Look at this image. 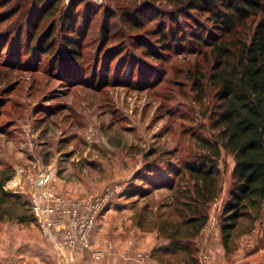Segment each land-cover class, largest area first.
<instances>
[{
    "label": "trees",
    "instance_id": "1",
    "mask_svg": "<svg viewBox=\"0 0 264 264\" xmlns=\"http://www.w3.org/2000/svg\"><path fill=\"white\" fill-rule=\"evenodd\" d=\"M13 1L0 0V83L9 82L2 90L7 93L19 86L10 81L8 73L28 66L22 62L24 54L35 59L51 57L52 67L64 81L88 83L94 88L101 83H128L136 69V83L144 79L153 84L156 76L144 73V63L127 47L155 62L173 53H197L204 59L203 64L197 60L195 71L188 72L187 84L192 83L189 94L201 105L200 115L208 119L211 137L193 132V148L185 155L189 157L176 159L180 167L169 161L161 166L171 152L147 153L145 159L155 160L144 165L136 180L169 191L152 220L158 238L168 241L153 250L158 264H172L174 257L182 264H200L196 240L225 188L219 224L223 247L231 252L237 232L246 233L254 227L264 209V0H164L161 15L165 20L154 23L153 17L146 18L144 8L123 7L117 13L107 8L101 14L99 46L90 65L85 55L91 46L86 39L93 5L71 0L64 9L62 0H24L25 5ZM247 26L253 31L243 36L241 30ZM203 65L208 66V73ZM128 67L130 72L125 74ZM151 67L149 71L158 72L156 66ZM3 96L0 116L6 102ZM62 111L59 108L53 114ZM2 129L0 125V133ZM224 155L234 160L229 181L220 169ZM12 178L13 173L0 170V223H34L31 203L5 189ZM146 192L141 197H146ZM139 218H143L141 214ZM261 251L264 236L250 256Z\"/></svg>",
    "mask_w": 264,
    "mask_h": 264
},
{
    "label": "rangeland",
    "instance_id": "2",
    "mask_svg": "<svg viewBox=\"0 0 264 264\" xmlns=\"http://www.w3.org/2000/svg\"><path fill=\"white\" fill-rule=\"evenodd\" d=\"M81 1L94 8L88 17L92 25L86 39V43L91 45L85 55L87 65L94 61L100 26H103L101 14L107 8L116 12L123 7L137 6L146 9V18L153 17V23L158 19L165 20L161 15L166 6L164 0ZM14 3L25 5L24 0H15ZM69 4L68 0H62L64 9ZM250 28H243L242 35L251 34L253 30ZM62 45L59 43L61 48ZM200 48V52H204L205 48ZM127 50L138 54L137 59L144 63L141 69L144 73L150 75L151 72V78L156 76L152 85L144 79L136 83L139 80L137 69L135 77L130 79L132 82L101 83L95 88L88 83L76 85V81L67 82L59 77L52 67L51 57L35 59L28 54L21 58L22 62L28 63L26 68L14 69L13 74L7 72L10 81L19 86L7 93L2 90L9 82L0 83V95H4L6 101L2 111L4 115L0 116L3 127L0 133V170L13 173L5 189L13 192V186L20 178L24 182L28 172L37 175L40 168L52 169L58 176V189L67 193L69 198H98L101 205L104 204L103 218L99 219L91 234L92 248L76 247L78 250L71 259L69 249L56 241L62 247L58 248L43 238L41 227L36 222L0 223V264H158L153 257L155 248L150 249V242L154 239L149 235L156 234L157 247L168 244V241L158 238L152 220L160 202L169 196V191L144 185L136 177L146 163L155 160V157L145 159L147 153L160 149L161 153L171 152L173 155L164 157L161 166H166L165 161H169L180 167L176 159L189 157L185 155L191 152L189 147L193 148V132L211 137L209 121L201 117V105L189 94L192 83L187 84L188 72L195 71L197 60L203 64L204 59H199L197 53H173L162 62H155L136 49L127 47ZM153 65L157 67V73L149 71ZM207 68L203 65V71L208 73ZM129 72L128 67L124 73ZM59 108L62 113L53 114ZM233 165V158L224 155L220 169L225 181L230 180ZM145 191L147 196L141 197ZM22 196L27 200L26 194ZM223 204L220 199L215 214L217 222ZM138 213L143 218L140 219ZM260 218L256 232L242 238L241 242L238 236L237 243L231 247L233 252L226 251L220 257L216 245L223 246L221 230L217 237L213 233L206 236L201 233L196 240L199 263L201 254L207 253L211 257L209 264L215 263L214 257H218L216 264H236L238 260L241 261L239 264H263L264 251L250 256L259 249L264 236V209ZM140 220L141 225H138ZM207 225L220 226L210 220ZM254 230L252 227L246 233ZM109 245L112 246L111 251ZM98 252L104 253V257L96 258ZM113 258L115 260L111 263ZM172 259V264H182L177 258Z\"/></svg>",
    "mask_w": 264,
    "mask_h": 264
},
{
    "label": "built area",
    "instance_id": "3",
    "mask_svg": "<svg viewBox=\"0 0 264 264\" xmlns=\"http://www.w3.org/2000/svg\"><path fill=\"white\" fill-rule=\"evenodd\" d=\"M69 2L71 0H68ZM95 3L101 0H92ZM12 191L21 195L26 194L31 203V211L35 222L41 227V233L48 242L58 241L65 248L71 250L80 246L91 249V234L99 219L104 215V204L101 205L98 198L92 200H73L67 193L58 189V176L52 169L40 168L37 175L28 172L24 182L19 179ZM204 235H220V227L216 225L206 226ZM110 251L112 246L109 245ZM96 258L104 257V253L98 252ZM210 255L202 253L200 264H209Z\"/></svg>",
    "mask_w": 264,
    "mask_h": 264
},
{
    "label": "crops",
    "instance_id": "4",
    "mask_svg": "<svg viewBox=\"0 0 264 264\" xmlns=\"http://www.w3.org/2000/svg\"><path fill=\"white\" fill-rule=\"evenodd\" d=\"M232 169H233V167H232ZM231 169V170H232ZM67 187L69 188V184L67 185ZM226 193H227V189L225 188V190H224V194L222 195V198H220L221 199V201H222V203L225 201V199H226ZM220 199L219 200H217L215 203H214V205H213V207H212V210H211V212H213V215H212V213L210 214V221H214V222H216L217 224H219V221L217 222L216 221V216H215V214H216V212H217V207H219L220 206ZM213 208H215V209H213ZM211 215H212V217H211ZM218 218V217H217ZM261 218L256 222V224H255V230L254 231H252V233H250V234H248V233H240V232H237V235L239 236V239H240V241L239 242H241V240H242V238H245V237H247V236H251L254 232H256L257 231V229H258V226H259V223L261 222ZM211 223V222H210ZM219 226V225H218ZM220 227V226H219ZM204 234V231L202 232V235ZM150 237H152V242H150V244H151V248L150 249H153V248H156L157 247V237H156V234L155 233H151L150 235H149ZM213 237V236H212ZM151 239V238H150ZM239 242H238V244H239ZM52 243H54L55 244V246L56 247H58V248H62L61 247V245L60 244H58V242H52ZM237 243V242H236ZM233 248H235L236 249V247H233ZM216 249H217V251H218V257H220L221 256V254H225L226 253V250H225V248L222 246V245H216ZM78 249H75V250H69V256H70V259L71 258H73V255H74V253H75V251H77ZM241 250V249H240ZM239 250V251H240ZM235 251V250H234ZM81 252H83V251H81ZM231 252H233L232 251V249H231ZM241 252V251H240ZM217 257V258H218ZM217 258H213V260L215 261V263L214 264H216V260H217ZM113 260H115L114 258L111 260L112 262L111 263H113L114 261ZM101 261V260H100ZM213 261V262H214ZM97 262H99V261H97ZM110 262V261H109ZM107 263V262H106ZM239 263H241V261H237L236 262V264H239ZM154 264V263H153ZM256 264H257V262H256ZM260 264H262L261 262H260ZM264 264V263H263Z\"/></svg>",
    "mask_w": 264,
    "mask_h": 264
}]
</instances>
